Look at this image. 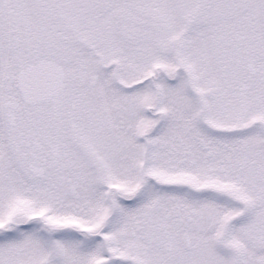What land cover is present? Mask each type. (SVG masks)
<instances>
[{"label":"snow or ice","instance_id":"snow-or-ice-1","mask_svg":"<svg viewBox=\"0 0 264 264\" xmlns=\"http://www.w3.org/2000/svg\"><path fill=\"white\" fill-rule=\"evenodd\" d=\"M0 264H264V0H0Z\"/></svg>","mask_w":264,"mask_h":264}]
</instances>
